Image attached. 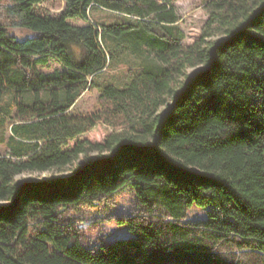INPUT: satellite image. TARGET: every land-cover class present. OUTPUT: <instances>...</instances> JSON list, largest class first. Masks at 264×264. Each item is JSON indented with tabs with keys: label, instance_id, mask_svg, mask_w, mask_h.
<instances>
[{
	"label": "trees",
	"instance_id": "1",
	"mask_svg": "<svg viewBox=\"0 0 264 264\" xmlns=\"http://www.w3.org/2000/svg\"><path fill=\"white\" fill-rule=\"evenodd\" d=\"M176 1L0 0V264H264V0H204L191 42ZM127 187L132 235L86 246L73 211Z\"/></svg>",
	"mask_w": 264,
	"mask_h": 264
},
{
	"label": "rangeland",
	"instance_id": "2",
	"mask_svg": "<svg viewBox=\"0 0 264 264\" xmlns=\"http://www.w3.org/2000/svg\"><path fill=\"white\" fill-rule=\"evenodd\" d=\"M204 0H177L175 6L180 15V26L186 34V42L194 41L197 36L201 33L206 19L207 12L204 8ZM46 11L52 14H57L65 6V0H46L42 4ZM73 23L82 24V20H71ZM19 34V32L17 31ZM46 72L52 71L56 68H62L59 61L54 58H49L47 66H41ZM196 69H190L189 73L194 72ZM99 93L97 90L87 91L77 100L73 111H93L98 107ZM111 129L106 126L99 124L89 132L85 133L82 137L89 139L92 142L103 141L106 136L110 133ZM74 143L72 141L70 144ZM1 149V147H0ZM70 170L65 172H57L53 170L43 172H25L17 176V181H28V180H43L50 179L53 177L66 176ZM124 192L115 193L109 201L101 204L94 203L96 206H82L79 210L73 211L74 214L83 217L86 222H79V226L84 230V244L86 246H94L101 244L102 242L112 241L113 239L129 237L132 235L127 227L126 223H120L117 217L120 214H124L132 207L134 200V192L130 187H127ZM206 213L204 209L193 206L189 210L188 217H203Z\"/></svg>",
	"mask_w": 264,
	"mask_h": 264
},
{
	"label": "water",
	"instance_id": "3",
	"mask_svg": "<svg viewBox=\"0 0 264 264\" xmlns=\"http://www.w3.org/2000/svg\"><path fill=\"white\" fill-rule=\"evenodd\" d=\"M67 176H68V175H66V176L64 175L63 177H65V178H66Z\"/></svg>",
	"mask_w": 264,
	"mask_h": 264
}]
</instances>
